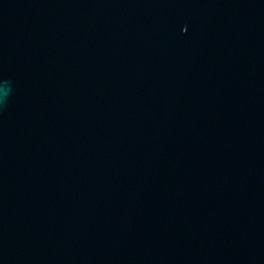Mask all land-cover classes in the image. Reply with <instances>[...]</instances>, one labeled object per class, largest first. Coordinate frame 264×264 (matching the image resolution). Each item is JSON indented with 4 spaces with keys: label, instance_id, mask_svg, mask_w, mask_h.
<instances>
[{
    "label": "water",
    "instance_id": "obj_1",
    "mask_svg": "<svg viewBox=\"0 0 264 264\" xmlns=\"http://www.w3.org/2000/svg\"><path fill=\"white\" fill-rule=\"evenodd\" d=\"M0 264H264V0H0Z\"/></svg>",
    "mask_w": 264,
    "mask_h": 264
},
{
    "label": "clouds",
    "instance_id": "obj_2",
    "mask_svg": "<svg viewBox=\"0 0 264 264\" xmlns=\"http://www.w3.org/2000/svg\"><path fill=\"white\" fill-rule=\"evenodd\" d=\"M3 89H4V85L3 84H0V98H2L3 96Z\"/></svg>",
    "mask_w": 264,
    "mask_h": 264
}]
</instances>
